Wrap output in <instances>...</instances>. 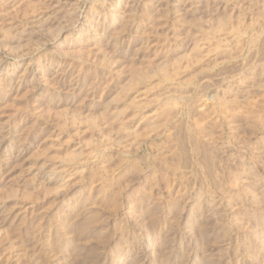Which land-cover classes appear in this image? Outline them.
I'll return each instance as SVG.
<instances>
[{
    "label": "rangeland",
    "instance_id": "1",
    "mask_svg": "<svg viewBox=\"0 0 264 264\" xmlns=\"http://www.w3.org/2000/svg\"><path fill=\"white\" fill-rule=\"evenodd\" d=\"M0 264H264V0H0Z\"/></svg>",
    "mask_w": 264,
    "mask_h": 264
},
{
    "label": "bare ground",
    "instance_id": "2",
    "mask_svg": "<svg viewBox=\"0 0 264 264\" xmlns=\"http://www.w3.org/2000/svg\"><path fill=\"white\" fill-rule=\"evenodd\" d=\"M163 7V6H162ZM157 8V7H156ZM159 8V7H158ZM116 18V17H115ZM81 21V20H80ZM80 21H78V22H76V24L74 25V26H72V27H70L72 30H73V28H75L76 26H77V24L80 22ZM34 23V22H33ZM81 23V22H80ZM36 24V25H35ZM34 27H37L38 25H40V21L39 20H36V22L34 23ZM73 25V24H72ZM81 25V24H80ZM31 28V27H30ZM68 28V27H67ZM136 28V27H135ZM35 29V28H34ZM71 29H69V30H71ZM77 29H78V27H77ZM68 30V29H67ZM75 30V29H74ZM84 31V30H83ZM81 32V31H80ZM62 33V32H61ZM78 35V34H77ZM22 56V55H21ZM4 153V152H3Z\"/></svg>",
    "mask_w": 264,
    "mask_h": 264
}]
</instances>
